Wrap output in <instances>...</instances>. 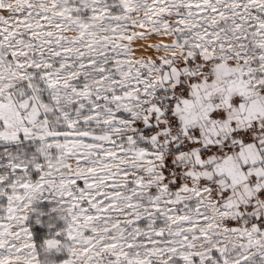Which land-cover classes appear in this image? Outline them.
<instances>
[{"label": "snow or ice", "instance_id": "snow-or-ice-1", "mask_svg": "<svg viewBox=\"0 0 264 264\" xmlns=\"http://www.w3.org/2000/svg\"><path fill=\"white\" fill-rule=\"evenodd\" d=\"M0 264H264V0H0Z\"/></svg>", "mask_w": 264, "mask_h": 264}]
</instances>
